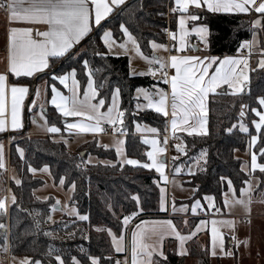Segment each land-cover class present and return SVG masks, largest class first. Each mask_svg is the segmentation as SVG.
<instances>
[{"label":"snow or ice","instance_id":"snow-or-ice-1","mask_svg":"<svg viewBox=\"0 0 264 264\" xmlns=\"http://www.w3.org/2000/svg\"><path fill=\"white\" fill-rule=\"evenodd\" d=\"M142 7V5H141ZM0 9H4L7 13V20L10 25L27 24V25H46L45 30L35 31L32 27H17L11 26L6 32V69L3 73H0V133L7 131L10 127L12 131H18L23 128L21 120V112L24 107V101L26 97L30 95L31 85L27 84H9V76L15 78L28 77L32 78L37 73H42L46 69H50L51 63L61 58H68L76 60L81 57L80 52H73V48L81 43L85 38L89 37V33L93 31V27L101 29L102 34L100 40L107 49L106 52H100L93 50V54L99 56L101 59H106L108 55H113L115 58H119L120 53H114L113 47L118 46L123 53L128 52L127 45L130 43L133 50L138 56H141L150 67L147 71H141L139 73L130 72L129 76L133 75H148L153 78L160 77L159 83L167 84L170 86V91L158 87L157 84L151 87L155 91H150L149 88L138 86L135 88L136 112H133L135 116L139 111L151 110L164 118L170 116V129L174 139L179 142L175 144L176 151L180 154L186 155V146L184 141L176 135L177 131L184 132L187 136H207V115L208 104L211 97L231 95L233 97L242 96L245 94L246 89L249 86V59L258 50L259 59L256 67L264 70V42L258 40V31H264V0H174V6L170 9L173 13H179L178 28H179V46H175L177 54L169 55L168 57H158L153 55L151 58L143 56L140 47L127 26V22L119 23V31L123 37L126 38L124 43L117 44V41L113 38V32L105 27L102 21L109 18L114 12L123 13L128 11L130 17L134 18L135 13L127 5V0H0ZM191 9V11H190ZM208 12L212 14H249L255 12L259 14V17L254 21H250L252 28V38L250 40L240 41L237 45V51L246 49L248 55H242L240 57L225 56L223 58L214 55H184L185 51L199 52L204 51L210 53V36L209 28L204 24H196L200 20L201 12ZM189 22H193L189 27ZM167 31V30H165ZM172 40H177V34L175 32L168 33ZM194 35L199 45H203V48L198 46H189L188 37ZM151 47L154 51H170V49L156 42H151ZM85 74L87 75V87L83 91V95L80 94V82L77 79V69L70 67L69 70H65L62 74L51 72V80L58 81L59 85H62L67 90L68 95L63 94L58 90L56 84L47 85L51 89L50 104L54 106L56 112L64 118L65 131L71 134L82 133H103L105 128L103 125L107 124L111 126L114 135L118 134L120 137L126 136L128 129L124 126L125 110L120 108V98L122 89L117 85L110 91V103L105 98L100 97L99 87H103V84L97 86L94 80V72L89 66V61L86 58H82L81 61ZM155 65L156 67H151ZM215 66L214 71L210 72ZM168 69L174 70V73L169 75ZM255 71L256 69H251ZM99 71V69H96ZM227 86V90H224L223 86ZM47 87L45 91H47ZM220 90V91H218ZM40 86L36 85L34 89V98L31 101V106L36 107V98L40 96ZM143 98L146 103H140V98ZM10 101V124L7 117V111ZM95 101V102H94ZM214 102V101H213ZM256 103L259 108L264 109V95L256 98ZM105 111H101L105 108ZM249 105L242 100L239 106V117L241 121L246 116V110ZM251 112L259 118L258 122L253 120L252 123L255 126L257 133H260L264 129V111L258 110L256 107H252ZM39 115L41 119L45 120V127L49 133H58L60 128L56 126L47 127L46 114L43 106L40 107ZM80 118L75 122H69L67 118ZM33 123H36L33 120ZM135 123V122H134ZM236 125L226 129V132L231 133ZM168 128L166 127L165 131ZM239 130L242 133H248L249 129L243 122L239 123ZM136 131H147L151 133H158V129L155 127L142 128L139 123H136ZM67 144V140L64 141ZM142 143L151 145V150L147 151L146 156L151 163L141 162L137 159L128 158L124 153L125 140L117 138L114 141L116 156L120 159V165H131L133 167L139 166L143 169H154L165 183L168 182V177L165 175V160L161 158V155L165 152V147L159 146L157 139H144ZM168 137L164 139V144L167 145ZM257 143V136L252 135L248 147L251 149ZM107 149L108 145H100ZM194 146V145H193ZM17 151L23 158L24 153L18 147ZM259 155L264 157V147L259 149ZM208 151L207 149H201L199 154L192 157L195 168L189 167L188 174L196 176L197 172H206L208 164ZM175 157L173 160L175 161ZM201 161L203 163H201ZM86 163H91V157ZM106 166L116 167L113 161H103ZM80 167V165H76ZM4 167L3 163V146L0 145V168ZM264 174V162L258 163V156L255 152L250 154V168L249 165H242L241 171L246 172L247 179L242 180V187L239 189V196L236 195V189L234 188L233 181L230 178L221 176L220 182L227 180L228 193L232 195L229 197L225 195L224 206L231 207L240 205L245 213L250 212L251 195L253 191V179H257V185L264 183V180H260L254 176L256 171ZM28 171L36 173L37 169L31 166L28 167ZM40 171L51 174L49 167L45 165ZM181 168L179 166L174 167V173L179 174ZM190 182V181H189ZM21 182L16 180V184ZM65 178L60 177L59 184L63 186ZM175 183V180L172 181ZM75 183H72V189L74 190ZM198 190V189H197ZM261 196L264 197V191L261 192ZM37 199H41L37 197ZM43 199L47 200V197ZM132 199L136 201L139 207L140 199L138 196L133 195ZM204 199L208 202L211 208H215L214 197L205 196ZM12 203L16 204V197H11ZM60 201L56 200L55 204L51 206L50 213H54L60 209ZM166 197L165 188H160V209L166 211L165 207ZM198 209H202L201 201L196 200L191 205L192 214H196ZM109 210L111 208L109 207ZM188 210V206L182 205L179 209L176 208L175 203L172 205V213L185 212ZM142 211V209H141ZM219 212V209H217ZM8 206L7 198L0 199V217L7 216ZM32 215L33 213H29ZM69 214H74L80 221H88V215H80L76 212L75 208L70 209ZM35 215H40L36 212ZM135 215V213H133ZM47 221L52 220L51 214L47 216ZM131 217L124 216L122 223L127 226ZM40 221L35 220V227L37 231L40 228ZM148 223L147 221H141V224ZM161 225L167 226L170 230V234L174 235L175 239L179 241L178 248L176 249V255L185 256L188 254V250L185 247L187 241L193 239L197 232L200 231L201 226L206 225L209 221L201 220L199 224L195 226L193 231L187 234H181L178 231L172 220H164L159 222ZM187 223V222H185ZM211 228V255L216 256V249L219 248V252L223 256H233L234 253L231 250H225L224 238L219 231L218 226H227L234 228L233 221L231 220H217L212 219L210 221ZM250 224V220L248 221ZM140 228V225H137ZM0 230H7V225L0 222ZM96 231H107L108 236L111 237V246L116 253H124L127 248L124 243L123 234L117 235L112 230L105 229L103 227L95 228ZM45 236H51V232L45 231ZM70 238L75 233L69 234ZM143 231L132 232L131 237V264H161V261H167V256L164 252L155 245H149L144 242ZM83 238L87 239L86 235ZM7 237L5 236V241ZM162 239V235H161ZM235 240V236H233ZM247 245V239L244 241ZM4 250H7V244L3 246ZM80 252L83 253L90 264H102V260L106 264H127V259L121 261L119 259L113 262L111 256L98 257L96 255L86 253L81 247ZM47 256L54 259L55 264H67L61 251L59 249L49 246ZM159 257L160 260L154 259ZM71 264H83V262L76 256L70 258ZM20 264H42V261L37 259L29 261L27 258L20 261Z\"/></svg>","mask_w":264,"mask_h":264},{"label":"trees","instance_id":"trees-1","mask_svg":"<svg viewBox=\"0 0 264 264\" xmlns=\"http://www.w3.org/2000/svg\"><path fill=\"white\" fill-rule=\"evenodd\" d=\"M168 1L129 0L127 5L135 13L134 18L130 17L128 11L114 12L103 24L113 32L115 38L120 40L123 35L119 31V23L127 22L140 49L144 53L150 54L151 42H166L162 31L166 27ZM176 17L174 16L171 22L172 31L176 29ZM200 17V20L195 23L209 27L210 54L219 56L234 54L237 52V45L240 41L252 38L253 30L249 23L251 21L249 17L208 12H201ZM101 34L100 28L96 30V27H93V31L79 48H84L80 52L81 57L76 60L68 58L55 60L51 63L50 70L55 68L52 72L62 74L70 67H75L81 89H84L87 75L80 61L82 58L88 59L97 86L103 84V87L98 88L100 93L98 99L103 97L108 103H110V91L119 85L122 89L120 108L125 110L124 126L128 129L127 133L129 134L125 144L126 153L129 157L144 162L148 145L142 143L144 138L133 134L134 122L148 123L157 128L162 135L166 129V118L151 110L138 112L134 116L133 112H136L137 101L134 92L138 86L149 87L154 80L147 76L130 77L127 56L115 58L113 55H108L106 59H101L94 55V49L100 52L107 51L100 40ZM262 42H264V31H262ZM255 69L250 73L248 89L242 96L210 97L207 136L183 135L181 137L187 154H181L178 159L173 160L172 172L175 166L185 167L194 162L192 157L197 156L202 148L208 151L207 171L197 172V175L190 176L186 183L194 192L193 198L186 201L189 209L193 200L202 201L205 196L214 197L216 202L223 206L227 180L220 182L221 176L230 178L236 189H240L243 186L242 180L248 178L246 173L241 171L242 160L236 156V151L246 150L249 140L254 134L252 121L255 116L250 109L252 107L259 108L256 98L264 95V70L257 67ZM43 76L49 78L51 75L48 73L39 78H43ZM19 82L33 86L34 79L23 78ZM241 100L249 105L242 121L239 117ZM47 120L50 125L63 129V118L52 107L47 109ZM240 122L245 123L248 127V133H242L237 128ZM234 124L236 127L232 132H226V129ZM20 136L23 138L12 144L9 153L11 165L16 170L19 176L18 180L21 182L17 185L16 181L12 179L9 183V188L16 197V204L11 203L7 216L0 217V222L9 227V233L4 232V236L9 239L12 254L27 256L32 261L39 259L42 264H55L54 259L47 256L48 248L51 246L61 251L67 264H71L72 256H76L83 264H90L87 257L80 252L82 247L86 253L98 257L111 256L114 262L116 256L122 255L115 253L107 231L98 232L95 228H110L117 234L124 227L122 223L124 216L133 213L138 216L166 214V211L163 213L160 211V190L156 183L157 176L153 171L139 166L123 165L121 167L114 149L88 144L82 150V152L85 151V155H82V152L68 150L65 143L55 141L52 136L27 137L26 133ZM18 147L24 153L23 158L17 151ZM261 147H264V129L259 133V142L255 148L260 162H264V157L259 155ZM90 153L100 161L86 163V157ZM103 161H113L116 167L106 166L102 163ZM201 163L203 162L201 161ZM78 164L80 167L76 166ZM45 165L49 167L56 180H59L60 177L65 178L66 188L72 187V183H75L72 204L77 207L80 214L89 216L88 221H80L75 217H64L55 223L47 221L46 218L50 214L52 203L36 198L34 191L43 184V181L28 171L29 166L38 170ZM256 177L264 180V174H256ZM262 189H264V183H259L257 191ZM133 195L139 197V207L132 199ZM205 210L209 209L205 208ZM36 212H39L40 215H35ZM198 219L200 218L194 220ZM35 220L41 222L39 231L35 227ZM45 231L51 232L52 235L45 236L43 234ZM71 233H75V235L70 238L69 234ZM84 235L88 238H83ZM189 250L190 255L196 257L197 264H211L209 250L200 248L197 239L191 242ZM184 260L183 257L176 255L174 250L168 249L167 261H161V264H184ZM102 264H106V262L102 260Z\"/></svg>","mask_w":264,"mask_h":264},{"label":"crops","instance_id":"crops-1","mask_svg":"<svg viewBox=\"0 0 264 264\" xmlns=\"http://www.w3.org/2000/svg\"><path fill=\"white\" fill-rule=\"evenodd\" d=\"M127 1H129V0H127ZM190 11H191V9H190ZM204 12H206V11H204ZM179 15H180L179 13H177V15H175V16H177L176 17L177 18L176 19V29H175V31H172V32H175L177 34V40L174 41V40H172L170 38L171 47H169L167 42L159 43V44H163V45L167 46L170 49V51L175 52V54H177V52L175 51L174 45L177 46V47L179 46V28H178ZM238 15L249 17L251 19V21H254L255 19H257L259 17V14L255 13V12H252V13H249V14H238ZM7 16H8V13L4 9H0V73H3L5 71V69H6V32H7L8 28H10L11 26L32 27V28H34V33H33L34 36H35V31L45 30L46 29V25H40V24H37V25H27V24L10 25L8 23ZM103 22L104 21H102V23ZM192 24H193V22H189L188 26L191 27ZM196 24H200V23H196ZM209 36H210V30H209ZM122 38H124V37H122ZM187 39H188L190 47L195 45V46L203 48V45H198V40H197V38L194 35L189 36ZM258 40L262 42V31H258ZM83 41H81V43ZM156 43H158V42H156ZM128 45L130 46V48H132L131 52H133V53H131V52H127L126 54L123 53V52L122 53L124 55H127V57H128L130 72L139 73L141 71H147V69L149 68V65L147 64V62L141 56H138L135 53V51L133 50V47H132V45L130 43ZM77 46H75L73 48V50ZM150 49H151L150 50V54H146L141 49L140 50L143 53V56L149 57V58H151L153 55L158 56V57L166 58V57L169 56V53H170V51H162V50L154 51L152 49L151 45H150ZM183 54L184 55L203 56V55H207V54H210V53L204 52V51L193 52V51L189 50V51H185ZM210 55H213V54H210ZM242 55H248V52H247L246 49L241 50V51H237L236 53L231 54V55H221V56L214 55V56L223 58L225 56L240 57ZM258 59H259V55H258V50H257L256 52H254V54L249 59V72H248L249 77H250V73L252 71L251 69L256 68ZM214 69H215V66L212 69H210V72L214 71ZM51 71L52 70H50V69H46L44 72L37 73L34 77L30 78V79H34L35 80V83H36L35 86L36 85L40 86V93L41 94H40V96L38 98H36V107H32L31 106V101L34 98V93H33L34 82H33V86H32V88L30 90V95L28 97H26V99L24 101L25 111H24V107H23L22 112H21V120H22L23 128L14 132L9 127V129L7 131H5L3 133H0V140L4 141V145H5L8 137L10 139L12 137H20V135L25 134V133H26L27 137H39V136L40 137H45L47 135H51L52 137H55L56 135H58L60 140L63 141L65 139V140L68 141L67 144H65V145L72 152H82V150L88 144H96L97 145V142H99L100 145H104V144L108 145L109 147L107 149H110V148L114 149L113 146H112V142H113L112 139H115L116 137L124 139L125 140V144H126V140H127L128 135H129L128 133H127L126 136H123V137H120L118 134H116V135H114V134L113 135H107L105 133V131L103 133H98V134L82 133V134H71L70 135L68 132L65 131L64 118H63V129L62 130L60 129V132H58V133H49L46 130V127H45V120L42 121L43 119H41L40 115H39L40 107L43 106L45 114H46V120H47V109L49 107L54 108V106H52L50 104L51 89H50V87H47V85L56 84V86H57L59 91H61L65 95H68L67 90L64 89V87L62 85H59L58 81H52L51 77L46 78V77L43 76V78H39L42 75H46V74L50 73ZM168 72H169V75H171V74L174 73V70L168 69ZM133 76H140V75H133ZM144 76H147L150 79L154 80L152 85L157 84L158 87L164 89L165 91H170V86L169 85L163 84V83H159L160 77L157 76L156 78H153V77L148 76V75H144ZM23 78H28V77L15 78V77H12L10 75L9 76V84H12V83L27 84V83L19 82V80L23 79ZM152 85H150L149 87H145V88H149L150 91H155V89L151 87ZM46 87H47V91H45ZM86 87H87V83H86L84 89ZM223 88L227 89V86L224 85ZM84 89H81V86H80V94H81V96L83 95ZM218 91H220V90H218ZM32 93H33V95H32ZM134 96H136L135 92H134ZM139 102L140 103H146V101H144L142 97L140 98ZM136 103H137V101H136ZM120 104H121V98H120ZM105 110H106V107L101 109V111H105ZM30 111L32 112V114L35 115V117L37 119L36 120V124H35V126L33 127L32 130H30L27 125L24 126V120H23L24 112L28 116L30 114ZM139 112H142V111H139ZM208 114H209V108H208ZM6 118L8 119L9 124H10V101H9V107H8L7 117ZM67 119H68L69 122H75L76 120H78L80 118H78V117L77 118H71L70 117V118H67ZM207 120H208V115H207ZM169 121H170V116L168 118H166V127L168 128V130L165 131V133H169L172 136ZM136 123H139L142 128L154 127V126H152V125H150L148 123H145V122H139V121L135 122L134 126H133V134L135 136H139V137H142L144 139H153V138H155V139L158 140L159 146L165 147V149H166V145L164 144L165 137L163 136V134L161 135L159 133V131H158V133H155V134L151 133V132H147V131L137 132L136 131ZM51 126H54V125H50V123L47 120V127H51ZM206 127H207V130H208V123H207ZM176 135L181 138L183 135H187V134L184 133V132L177 131ZM106 138H110L111 141L108 143V141L104 140ZM174 142L176 144L179 141L174 139ZM10 148H11V145H10V147L8 149H7V146H6V152L8 153V159H7V154L5 153V155H4L5 158H6V166H7L8 170H10L9 168L11 167L9 165L10 164L9 163ZM150 150H151V145H148L146 153H147V151H150ZM4 152H5V148H4ZM124 152H125V154H126V156L128 158L136 159V158H133V157H129L127 155L125 145H124ZM179 154L180 153H178L176 151V148L174 147L173 153L171 155L172 160H173L174 157L176 159H178L180 157V155H181V154L180 155ZM161 158L165 160V163L167 165L166 150L161 155ZM118 160H119V158H118ZM172 160H171V171H169L170 174H173V172H172ZM119 162H120V160H119ZM144 162L151 163V161H149L147 159V156H146V160ZM124 165H127V164H124ZM150 171H153V173L157 176L156 183H157V185L159 187V190H160L161 187L165 188V197H166L165 207H166V210H167V201H168L170 185L168 183L163 184L161 182V178L159 176V173H157L154 169H152ZM164 171H165V175L167 176V174H168V167L167 166H165ZM12 175H14V176H11L12 179L14 178L13 179L14 181L18 180V175L16 174L15 171H14V174H12ZM186 201H187V199L176 200L174 202L176 208L179 209L182 205L188 206L186 204ZM160 211L162 213L165 212V211H162L161 209H160ZM175 214L179 215V216L172 217V218H168L166 216H160V217L151 216V217H148V218H144L141 221H147L148 223L141 224V221H139L134 226V228L131 230L129 236H127L128 234H127V231H126V226L124 225V227L121 230V232L117 233V235L123 234L124 243H125V246L127 248V251L124 252V253H116L115 252L117 255H122V256H116L114 258V261L117 260V259H119L121 261H124L126 258H128L129 264H131V237H132V232L133 231H137V232L143 231L145 233L144 242L149 244V245H155V246L159 247L164 252V254L166 256H167V250L168 249L174 250L176 252V249L178 248V245H179V241H177L175 239L174 235L170 234V230L167 228V226L161 225L159 223H153V222H159V221H164V220H172L174 225H175V227H176V229L178 231H180L181 234H187L190 231H193L195 229V226L197 224H199V222L201 220L209 221V223H207L206 225L201 226L200 231L197 232L196 236L193 237V239H191V240L186 242L185 247L188 250V254L185 255V256H180V257H183L185 259L184 260V264H196V260H197L196 257L191 256L190 253H189L190 252L189 248H190L191 242L194 239H197L198 242L200 243V248H203V249L207 248L209 250L210 255H211V228H212V225H211L210 221L212 219H217V220H231V219H234V218L236 219V217H234L233 215H239V214H231V215L229 214L228 215L229 217H224V218H208V219L200 218V219H198L196 221V220H194L195 218H189V217L185 216V215H188V214H192L191 209H189V206H188V210L187 211H185V212H179L178 211ZM160 215H164V214H160ZM241 215L249 216L250 214H241ZM185 222H187V223H185ZM137 225H140L139 229L137 228ZM218 228H219V231L222 233L223 238H224L225 250L227 251V250H232L233 249L232 252L234 253V255H235V252L236 253H238V251L240 252L239 249L236 250V243H238L239 239H238L237 235H235L236 234L235 230L232 229V228H229L227 226H218ZM227 229H228V232H227ZM161 235H162V239H161ZM233 236H235V240H233ZM242 243H244V241ZM215 257H216V260L217 259L221 260L220 259L221 258V254L217 253V255ZM154 259L160 260L159 257H154Z\"/></svg>","mask_w":264,"mask_h":264},{"label":"rangeland","instance_id":"rangeland-1","mask_svg":"<svg viewBox=\"0 0 264 264\" xmlns=\"http://www.w3.org/2000/svg\"><path fill=\"white\" fill-rule=\"evenodd\" d=\"M113 38H114V40L117 41V44L124 43L126 41L125 37L120 39V40L115 38L114 36H113ZM82 45L83 44L78 46L76 48L75 52H81L84 49V48L79 49ZM127 47L129 49L128 52H131L132 48H130L129 45H127ZM113 51H114V53H120L119 56H127V55H124L122 53V50L118 46L114 45ZM131 53H133V52H131ZM257 109L260 111H264V109H261V108H257ZM24 111H25V107H24ZM23 115H24L23 116L24 126L27 125L28 128L30 130H32L36 124V123H33V120H35V121L37 120L35 115L32 114L31 111H30V114L28 116L26 115L25 112ZM254 120H256L258 122L259 118L255 116ZM42 121H44V120H42ZM252 125H253L252 127L254 129L253 135L257 136L256 145H254L251 149H249V147L247 146L246 150H244V151H241V150L236 151V156L242 160V165L247 164V165H249V168H250V154H251V152H255L257 154V152L255 151V148L259 142V133L256 132L255 126L253 123H252ZM237 128L239 129V124H238ZM47 136H51V135H47ZM21 138H23V137H21V136H20V138L19 137H12L11 139L7 138L5 145H4V141L0 140V145H2V146L4 145L3 146L4 167L0 168V199L7 198L8 211H9V207L12 203L11 197L13 196V194L9 188V183L12 180L11 176H14L12 174H14V171L16 172V170L11 165L10 159H9V163H10L9 165L11 167L9 168L10 170L7 169L6 158L4 155L6 153L7 159H8V153L6 152V146L8 149L10 147V145L12 146V144H14L17 140H19ZM117 138L118 137H116L115 139H112V141H113L112 146L114 149H115L114 141ZM53 139H55V141H61V142H63L65 140V139L63 141L60 140L58 135L53 137ZM104 140L108 141V143L111 141L110 138H106ZM4 148H5V152H4ZM123 148H124V146H123ZM257 156H258V154H257ZM89 157H91V163H95V162L100 161L96 156H94L91 153L87 155V157H86L87 161L89 160ZM120 159L121 158H119V160ZM172 162H173V160H172ZM258 163H261L259 160V156H258ZM178 166L181 168V172L179 174L174 173V170H173V174H170V175H169V173L167 174V177H168L167 183L170 185L169 195L171 197L172 203L175 202L176 200H184V199L191 200L193 198V194H194L193 189L186 184L187 181L190 179V176H191L188 174V168L190 166L195 168L194 162H192L191 164H189L188 166H185V167H183L181 165H178ZM49 171H50V169H49ZM50 173H51V171H50ZM16 174H17V172H16ZM256 174H259L258 170L254 173L255 177H256ZM34 176L40 178L43 181V184L40 185L38 188H36L34 191L36 198L40 197L41 198V199H39L40 201L51 202L52 205L55 204L56 200H59L61 202L60 203V209L61 210L56 211L54 213H50L52 216L51 223L59 222L64 217H75L78 219V217L76 215L69 214L70 209H72V208H75L76 212L79 213L77 207L72 204V196H73L72 187L66 188L65 183L63 186H61L59 184V180H56L52 174L49 175L48 173H44V172L40 171V169H38L36 171V173H34ZM18 179H19V176H18ZM173 180H175V183H172ZM161 182L163 184H165V181L162 179H161ZM258 187H259V185H257V179H253V191L250 193L252 202L250 204V212L249 213H245V210L240 205H235V206H231V207H225L224 206L225 195L227 194L229 197L232 195L231 193H228L227 189L223 195V202H222L223 206L218 204L214 198L215 209H219V212H221L222 214H224V213L226 215L239 214V215H233L234 217H236V219L235 218L231 219V221H233V224H234V228H232V229L235 230V232H236L235 235H237V237L239 239L238 243H236V250L239 249L240 252L238 251V253L236 255H233V256L221 255V258H220L221 260H219V259L216 260L215 256L210 255L211 264H264V197L261 196V192L264 191V189L257 191ZM236 195L239 196V189H236ZM44 197H47L48 199L45 200V199H43ZM195 201L196 200H193L192 204ZM201 205H202L203 209H205V208H207L209 210L214 209V208H211L209 206L208 202L205 199L201 201ZM190 209H191V206H190ZM241 214H250V215L249 216H243ZM80 215H82V214H80ZM241 217H245V220L240 221L239 218H241ZM249 220H250V224L248 223ZM227 232H228V229H227ZM58 237H60V235H58ZM246 239L248 241L247 245H245V243H242ZM5 243L7 244V250L6 251L4 250V247H3L5 245ZM216 251L218 254H220L219 248H217ZM231 251H233V249ZM8 252L10 253L9 264H20V261L24 260L25 258H27L29 261H32L31 258H29L27 256L12 254L10 249H9L7 239L5 241L4 231L0 230V264H7L5 261L2 260V256L6 255ZM197 263L198 262L196 260V264Z\"/></svg>","mask_w":264,"mask_h":264},{"label":"built area","instance_id":"built-area-1","mask_svg":"<svg viewBox=\"0 0 264 264\" xmlns=\"http://www.w3.org/2000/svg\"><path fill=\"white\" fill-rule=\"evenodd\" d=\"M173 6H174V0H169L168 1V5H167V10H166V27L162 31L163 34L166 37V42L169 45V47H171V40H170V36H169L168 33L172 32V29H171V24L172 23L171 22H172L173 17L178 13V12L177 13H173L170 10ZM165 30H167V31H165ZM198 45H199V43H198ZM169 55H175V52L170 51ZM149 67H150V65H149ZM151 67H156V66L152 65ZM103 127L105 128V133L107 135H113L111 126L105 124V125H103ZM163 136L164 137H166V136L168 137V143L166 145V157H167L166 161H167L168 173L170 174L169 171H171V160H172L171 155H172L174 147H175V142H174L173 137L169 133H164ZM129 216L131 217V219H130L128 225H127V234H128V236H129L131 230L134 228V226L139 221H141L144 218L151 217V216H144V215H139L138 216V214H135V215L131 214ZM160 216H166L168 218L179 216V215H176V214L172 213V200H171L170 195H168L166 214H164V215H154V217H160ZM185 216H187L189 218H204V219L229 217L226 214H222L221 212H217V209H215V208L212 209V210H208V211H206L203 208L202 209H198L197 213L195 215L194 214H188V215H185ZM239 219H240V221H244L245 217H241ZM6 232L9 233L8 225H7V231ZM7 241H8V246H9V249H10V243H9L8 237H7ZM126 259H127V264H129L128 258H126ZM2 260L5 261L7 264H9L10 253L8 252L6 255H3L2 256Z\"/></svg>","mask_w":264,"mask_h":264},{"label":"water","instance_id":"water-1","mask_svg":"<svg viewBox=\"0 0 264 264\" xmlns=\"http://www.w3.org/2000/svg\"><path fill=\"white\" fill-rule=\"evenodd\" d=\"M104 22H105V21H104ZM97 29H98V27H96V30H97ZM85 40H86V39H85ZM85 40H84L81 44H83V43L85 42ZM81 44H80V45H81ZM80 45H78V46H80ZM78 46H77V47H78ZM77 47H76V48H77ZM76 48L73 50V52H75ZM65 59H67V58H64L63 60H65ZM51 72H52V71H51ZM35 84H36V83H35V80H34L33 93H34V89H35ZM33 93H32V95H33ZM32 95H31V96H32ZM82 155H85V151L82 152ZM3 231L5 232V230H3ZM6 231H7V230H6Z\"/></svg>","mask_w":264,"mask_h":264}]
</instances>
